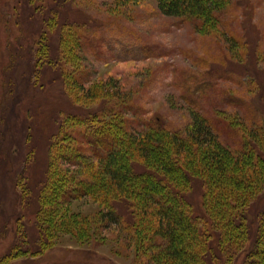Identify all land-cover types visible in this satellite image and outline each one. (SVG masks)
<instances>
[{"label": "rangeland", "instance_id": "rangeland-1", "mask_svg": "<svg viewBox=\"0 0 264 264\" xmlns=\"http://www.w3.org/2000/svg\"><path fill=\"white\" fill-rule=\"evenodd\" d=\"M218 15L204 33L163 14L156 0H0V264H167L159 259L167 241L138 229V206L91 185L101 167L80 161L91 156V143L82 142L92 119L121 113L125 129L155 123L182 136L178 159L189 180L181 197L202 221L210 214L199 171L210 147L187 137L192 113L210 123L221 150L238 157L252 142L264 166V0H231ZM54 163L68 171L64 185L89 190L55 201ZM250 192L241 203L251 201L246 222L254 229L264 214V176ZM263 231L251 236L264 239ZM244 257L230 264L251 258Z\"/></svg>", "mask_w": 264, "mask_h": 264}, {"label": "trees", "instance_id": "trees-1", "mask_svg": "<svg viewBox=\"0 0 264 264\" xmlns=\"http://www.w3.org/2000/svg\"><path fill=\"white\" fill-rule=\"evenodd\" d=\"M156 1L163 14L190 21L204 33L213 31L215 24L220 21L218 14L231 3V0ZM191 118L192 127L188 130L187 137L195 143H209L210 147L209 158H205L202 162L203 169L199 171L204 186L203 196L207 197L203 204L210 214L209 219L200 220L192 205L181 197L187 189V179L189 180L178 159L185 151L182 136L155 123L148 124L141 132L125 129L127 120L121 113L110 114L98 121L92 119L86 126L82 143L85 146L91 143V156L85 158L86 162H80L83 167H90V158L95 159L102 170L98 178H90L91 185H101L103 196L111 193L114 198L127 203L130 209H133L134 204L138 206L132 212L137 227L142 230L149 228L154 235L166 239L167 243L162 245L163 252L159 259L167 264H230L240 254L246 260L251 256L245 264H264V239L260 235L255 238L251 236L252 230H264V214L257 219V225L253 229V222H246L251 201L241 203L257 186L259 178L264 176L260 151L252 142H247V145H243L245 150L238 157L229 155L230 152L227 154L219 147L211 125L206 124L204 117L192 113ZM261 141L258 143L260 149L264 148L263 139ZM93 143L98 146L94 147ZM83 144L81 149H85ZM27 152L31 153L32 150ZM77 152L75 150L73 155L77 156ZM238 158L251 164L244 161L241 163ZM135 159L143 160L146 165ZM254 160L256 163H253ZM71 162L75 164V161ZM135 164L142 165L145 170L135 171ZM248 164L250 176L246 177L244 167ZM252 164L257 169L252 168ZM53 165L51 168L61 173V180L55 182L51 189L55 201L81 196L89 190V187L85 190V185H69L73 180H70L68 186L64 185L65 177L62 173L68 171L59 168L56 163ZM226 166L231 170L226 171ZM192 168L196 169V165H192ZM170 180H175L174 184ZM44 181H48L47 176L42 182ZM39 194L45 199L44 188L40 189ZM239 204L245 205V210L244 214H240V219L236 220ZM100 216L104 219V214ZM105 217L109 221L118 220L114 211H108ZM5 223H8L6 219L2 221V224ZM209 225L213 229V236L216 233L215 246L212 245Z\"/></svg>", "mask_w": 264, "mask_h": 264}]
</instances>
